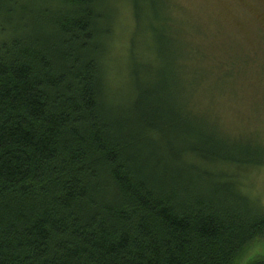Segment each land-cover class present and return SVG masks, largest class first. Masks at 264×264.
I'll use <instances>...</instances> for the list:
<instances>
[{
    "label": "trees",
    "instance_id": "obj_1",
    "mask_svg": "<svg viewBox=\"0 0 264 264\" xmlns=\"http://www.w3.org/2000/svg\"><path fill=\"white\" fill-rule=\"evenodd\" d=\"M112 1L0 0V264H240L264 143L196 111L206 53L168 0H123L108 82Z\"/></svg>",
    "mask_w": 264,
    "mask_h": 264
},
{
    "label": "rangeland",
    "instance_id": "obj_2",
    "mask_svg": "<svg viewBox=\"0 0 264 264\" xmlns=\"http://www.w3.org/2000/svg\"><path fill=\"white\" fill-rule=\"evenodd\" d=\"M168 1L170 12L206 53L198 66L209 76L195 92L196 111L207 113L233 137L264 143V0ZM107 8L113 18L103 65L111 82L124 77L135 23L125 1L113 0ZM244 183L246 193L264 206V168ZM263 256L264 245L258 242L239 263Z\"/></svg>",
    "mask_w": 264,
    "mask_h": 264
}]
</instances>
